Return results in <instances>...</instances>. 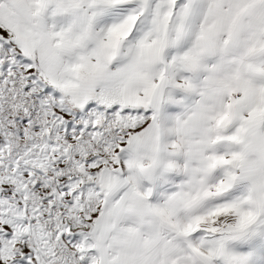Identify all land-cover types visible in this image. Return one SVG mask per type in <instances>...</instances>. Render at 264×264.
I'll list each match as a JSON object with an SVG mask.
<instances>
[{"label": "snow or ice", "instance_id": "1", "mask_svg": "<svg viewBox=\"0 0 264 264\" xmlns=\"http://www.w3.org/2000/svg\"><path fill=\"white\" fill-rule=\"evenodd\" d=\"M0 264H264V0H0Z\"/></svg>", "mask_w": 264, "mask_h": 264}]
</instances>
